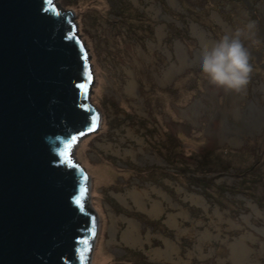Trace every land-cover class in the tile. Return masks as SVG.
Returning <instances> with one entry per match:
<instances>
[{"label":"rangeland","instance_id":"rangeland-1","mask_svg":"<svg viewBox=\"0 0 264 264\" xmlns=\"http://www.w3.org/2000/svg\"><path fill=\"white\" fill-rule=\"evenodd\" d=\"M56 2L76 14L101 114L73 149L99 218L90 264H264V0L226 1L236 31L214 12L191 21L183 0ZM237 32L252 66L239 92L198 67L202 47Z\"/></svg>","mask_w":264,"mask_h":264},{"label":"water","instance_id":"water-1","mask_svg":"<svg viewBox=\"0 0 264 264\" xmlns=\"http://www.w3.org/2000/svg\"><path fill=\"white\" fill-rule=\"evenodd\" d=\"M75 18L0 0V264H89L99 218L73 149L101 119Z\"/></svg>","mask_w":264,"mask_h":264},{"label":"clouds","instance_id":"clouds-1","mask_svg":"<svg viewBox=\"0 0 264 264\" xmlns=\"http://www.w3.org/2000/svg\"><path fill=\"white\" fill-rule=\"evenodd\" d=\"M177 3L179 4V1H177ZM214 13L217 14L216 12ZM170 16L173 17L171 13ZM246 27L249 31L253 30L255 28V22H249ZM232 28L234 29L233 26ZM198 67L199 71L202 72L213 84L226 90L236 92L241 91L248 84L250 73L252 71V66L250 64V52L244 46L239 32L231 36L225 34L210 47H202L199 53ZM95 80L96 77L94 75V81ZM254 97L256 96L254 95ZM98 113L101 119V114L99 111ZM88 183L90 185L89 176Z\"/></svg>","mask_w":264,"mask_h":264},{"label":"trees","instance_id":"trees-1","mask_svg":"<svg viewBox=\"0 0 264 264\" xmlns=\"http://www.w3.org/2000/svg\"><path fill=\"white\" fill-rule=\"evenodd\" d=\"M183 1H184V4L182 6L184 10L189 14L188 18L191 21H195L193 16L197 15L196 21L200 23V25H202L205 23V19H207L208 21H211L210 18H208V16L212 14L213 12H216L223 20H226L228 23H230L234 27V30L236 31L235 25L228 20V17L231 11H226V8L223 10V7L227 5V2H226L227 0H183ZM241 1L250 3L249 9L250 10L254 9L252 0H241ZM244 6L247 7L246 5ZM206 12H208L207 15H206ZM250 16L253 19V16L251 15V13H250ZM254 20H256L258 24L260 21H262L261 23H264V20H260V19H254ZM211 24L213 25L214 23L211 21ZM259 28H260L259 33H263L261 31V27Z\"/></svg>","mask_w":264,"mask_h":264},{"label":"bare ground","instance_id":"bare-ground-1","mask_svg":"<svg viewBox=\"0 0 264 264\" xmlns=\"http://www.w3.org/2000/svg\"><path fill=\"white\" fill-rule=\"evenodd\" d=\"M212 41L214 40V39H211ZM183 58H186V55L185 56H183ZM196 83L195 82H193V85H195ZM98 130V129H97ZM88 136V135H87ZM85 137V136H84ZM84 137H82V139L84 138ZM82 139H80V142H81V140ZM80 142H79V144H80ZM84 167V166H83ZM88 176H89V173H88ZM89 180H90V176H89ZM122 196V195H121ZM156 208L157 209H160L161 208V206H160V204H157L156 205ZM131 225H130V227H128L126 230L127 231H125L124 233H125V235H124V239L126 240V241H128V242H135V241H137V239H139L140 238V230H139V228H138V223L136 222V221H130L129 222ZM167 240V239H166ZM244 245H246L245 243H243ZM167 245H168V249L169 248H171V247H175V244L174 243H172L171 242V240H167ZM169 246H171V247H169ZM156 251H160V249H157ZM233 262L235 263V264H238L239 263V260H237V259H233ZM257 264H261V262L259 261Z\"/></svg>","mask_w":264,"mask_h":264},{"label":"crops","instance_id":"crops-1","mask_svg":"<svg viewBox=\"0 0 264 264\" xmlns=\"http://www.w3.org/2000/svg\"><path fill=\"white\" fill-rule=\"evenodd\" d=\"M176 105H178L177 103H176ZM173 111V110H172ZM174 112H175V110H174ZM174 115L176 116V112L174 113ZM197 195V194H196ZM194 219H196L197 220V218L196 217H193ZM250 227H251V225H250ZM199 261L197 260L196 262H194L195 264H197ZM177 264H180V262H178Z\"/></svg>","mask_w":264,"mask_h":264}]
</instances>
